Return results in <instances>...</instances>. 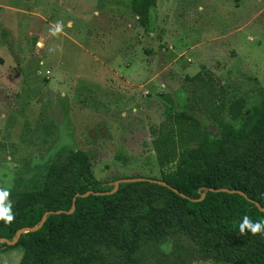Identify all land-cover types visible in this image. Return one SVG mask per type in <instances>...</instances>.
<instances>
[{
  "label": "rangeland",
  "instance_id": "rangeland-1",
  "mask_svg": "<svg viewBox=\"0 0 264 264\" xmlns=\"http://www.w3.org/2000/svg\"><path fill=\"white\" fill-rule=\"evenodd\" d=\"M0 24L11 42L0 41V187L9 199L41 187L47 166L74 149L98 180L160 178L174 159L158 167L149 131L185 75L201 72L247 107L264 95V0H155L144 24L129 0H0ZM174 240L146 244L136 264H175ZM181 255L226 264L192 257L189 246ZM20 256L18 246L3 250L0 264Z\"/></svg>",
  "mask_w": 264,
  "mask_h": 264
},
{
  "label": "trees",
  "instance_id": "trees-1",
  "mask_svg": "<svg viewBox=\"0 0 264 264\" xmlns=\"http://www.w3.org/2000/svg\"><path fill=\"white\" fill-rule=\"evenodd\" d=\"M129 1L144 24L155 0ZM9 35L0 24V41L10 45ZM182 80L173 108L149 131L158 167L174 159L160 178L148 177L165 185L122 181L111 191L92 175L85 152L69 150L47 166L41 187L10 199L15 219L0 221V238L11 240L44 219L14 244L0 242V252L20 247L17 264H136L140 248L172 237L175 264H192L181 255L184 246L192 257L264 264V235L239 231L245 216L264 220V95L247 107L241 96L221 97L224 89L199 71Z\"/></svg>",
  "mask_w": 264,
  "mask_h": 264
},
{
  "label": "clouds",
  "instance_id": "clouds-1",
  "mask_svg": "<svg viewBox=\"0 0 264 264\" xmlns=\"http://www.w3.org/2000/svg\"><path fill=\"white\" fill-rule=\"evenodd\" d=\"M9 197L10 190L0 187V221L6 224H11L15 219V214L12 212V201ZM239 231L242 235L246 231L251 232L253 235H264V220L253 222L249 217L245 216L239 225Z\"/></svg>",
  "mask_w": 264,
  "mask_h": 264
},
{
  "label": "water",
  "instance_id": "water-1",
  "mask_svg": "<svg viewBox=\"0 0 264 264\" xmlns=\"http://www.w3.org/2000/svg\"><path fill=\"white\" fill-rule=\"evenodd\" d=\"M207 128L208 130H213L214 129V126L210 125V124H207ZM150 181V182H156V183H159L161 185H165L164 182L162 181H159V180H155V179H151V178H148V177H124V178H117L115 180H109L107 181L108 184H112L113 185V189L111 191H113L116 187H117V184L119 182H122V181ZM174 192L178 193L179 195H182L181 193L177 192L175 189L171 188ZM69 212V211H68ZM44 219V215L42 216L41 220L39 221V223L33 227H30V228H19L16 230V233L14 235V237L11 239V240H6L4 238H0V242H4L5 244L7 245H12L15 243L18 235L23 232V231H26V230H33V229H36L40 224L41 222L43 221ZM192 264H201V263H192Z\"/></svg>",
  "mask_w": 264,
  "mask_h": 264
}]
</instances>
